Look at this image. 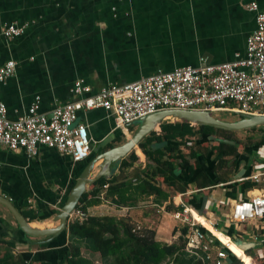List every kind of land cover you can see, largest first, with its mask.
<instances>
[{
    "label": "crops",
    "instance_id": "obj_1",
    "mask_svg": "<svg viewBox=\"0 0 264 264\" xmlns=\"http://www.w3.org/2000/svg\"><path fill=\"white\" fill-rule=\"evenodd\" d=\"M251 2L264 10V0H0V60L16 62L14 74L0 82V102L7 108V117L16 119L26 114L39 96V112L49 114L56 104L78 98L70 88L79 78L94 93L103 86L132 82L160 71L197 66L202 60L214 64L231 61L236 53H245L246 39L255 28V12L245 7ZM10 24L22 27V34L5 36L4 28ZM78 121L87 126L93 157L124 143L132 132L130 128L121 130L116 116L104 108L80 110ZM155 131L159 133V126ZM257 134V140L227 157L226 164L217 169L215 173L226 177L225 181L206 187L191 183L186 191L170 197L173 203L181 199L189 205L212 246L226 251L225 262L239 254L222 243L227 240L249 244L244 252L250 250L264 261V219L231 223L229 218L235 201L264 195V145H259L261 134ZM220 157L211 158L210 154L204 160L200 156L201 169L211 166L214 170ZM82 164L45 145L39 146L35 157L0 147V196L9 199L28 223L39 228L55 226V216ZM136 166L122 170L124 176H130ZM97 171L95 168L94 174ZM113 174H120L118 168ZM162 188L173 192L165 182ZM101 199L87 207L90 215L131 218L135 209L143 207L142 201L153 204L151 197L135 206L120 207ZM163 223L156 229L160 240ZM44 238L25 233L0 203V257L9 246L14 256L27 261L62 254L67 235L54 237L53 246L39 249L36 244ZM81 250L84 257L98 256Z\"/></svg>",
    "mask_w": 264,
    "mask_h": 264
},
{
    "label": "built area",
    "instance_id": "obj_2",
    "mask_svg": "<svg viewBox=\"0 0 264 264\" xmlns=\"http://www.w3.org/2000/svg\"><path fill=\"white\" fill-rule=\"evenodd\" d=\"M245 7L255 12V28L246 39L243 55L236 53L233 60L215 64L202 60L197 66L160 71L132 82L103 86L94 93L79 78L70 88L78 98L56 104L49 114L39 112V96L27 113L16 119L7 117V108L0 102V147L23 150L27 156L35 157L39 146L45 145L69 155L74 162L84 161L91 153V138L86 124L78 121V111L93 108L112 112L123 131H128L134 120L163 110L264 114L258 110L264 109V10H259L256 2ZM22 32V27L13 24L3 31L7 37ZM15 68L14 60H0V82L13 75ZM174 203L180 209L170 214L180 225L187 226L186 252L208 264H224L226 251L212 246L189 205L181 199ZM154 206L164 210L163 206ZM72 214L79 219L88 216V212L78 208ZM229 218L231 223L264 219V195L235 201Z\"/></svg>",
    "mask_w": 264,
    "mask_h": 264
},
{
    "label": "trees",
    "instance_id": "obj_3",
    "mask_svg": "<svg viewBox=\"0 0 264 264\" xmlns=\"http://www.w3.org/2000/svg\"><path fill=\"white\" fill-rule=\"evenodd\" d=\"M159 128V133L151 131L133 148L143 164L145 163L144 167L136 166L130 176L123 178L101 177L89 190L82 193L76 209L87 212V207L100 203L101 198L109 199L112 204L120 207L135 206L139 201L149 197L152 198L154 205L168 201V204L165 203L167 211L180 209L179 205L170 201L171 195L177 191H186L191 183L198 187H206L216 181H225L226 177L215 172L226 164L227 157L240 153L238 149L240 142L231 136L230 130L194 125L186 120H165L159 124ZM255 129L261 134L259 145H264V127H253L250 130ZM213 136L222 137L212 141ZM171 141H179L181 144ZM251 141L250 138L249 144ZM210 154L211 158L221 155L214 170L212 168L214 178L206 170L201 169L200 164V156L205 160ZM135 156L122 158V166L136 162ZM92 158L90 155L83 161L80 172ZM114 167L115 163L112 164V169ZM163 182L173 189L172 193L162 188ZM104 184H107L106 188L103 187ZM101 189H105L103 194L100 193ZM177 230L180 232L179 242L167 243L158 240L156 231L138 220L130 217L95 216L88 213L86 218L67 221L65 229L54 238L62 236L65 238L67 235V243L61 255H50L39 261H27L21 256H14L9 246L0 257V264H92V260L82 255V248L98 253L103 264H208L186 252L187 226L180 225ZM53 240L38 243L36 247L39 249L51 247ZM9 244L14 246L15 243ZM224 264H264V261L254 257L248 250L239 253L237 257H230Z\"/></svg>",
    "mask_w": 264,
    "mask_h": 264
},
{
    "label": "water",
    "instance_id": "obj_4",
    "mask_svg": "<svg viewBox=\"0 0 264 264\" xmlns=\"http://www.w3.org/2000/svg\"><path fill=\"white\" fill-rule=\"evenodd\" d=\"M238 115L241 116V118L228 122L213 116L210 112L205 110H163L134 120L130 123L129 126L132 127L134 123H138V127L135 129V131H133V136L130 140H126L124 143L118 146L112 147L104 152L95 155L83 168L75 184L73 185L65 203L61 207L59 213L55 216V220L58 221V224L55 228H46L43 230L32 228L29 226V223L22 215V213L12 204L9 199L0 196V203L9 210V212L14 216L19 227L25 233L33 237H45L40 242H47L56 237L65 229L68 218L75 209L82 193L86 190V186L88 184L94 183L100 177H103L105 179L109 178L113 170L111 165L114 163L116 165L126 154H128L132 150V147L134 145H137L144 136L155 130L154 128L156 126H159L161 122L169 119L186 120L194 125H208L214 128L230 131L247 130L256 126L260 128L264 127L263 114ZM213 139H215V137H213ZM225 141L233 143L229 140ZM99 159H102L103 161L100 164L95 165ZM94 166L98 168V171L95 174ZM206 171L212 178H214V173L211 166L206 168ZM88 175H91V177L88 178ZM218 182L219 181H216V183ZM242 244L247 245L245 248L249 247V244L247 243Z\"/></svg>",
    "mask_w": 264,
    "mask_h": 264
},
{
    "label": "rangeland",
    "instance_id": "obj_5",
    "mask_svg": "<svg viewBox=\"0 0 264 264\" xmlns=\"http://www.w3.org/2000/svg\"><path fill=\"white\" fill-rule=\"evenodd\" d=\"M259 111H264V109L259 108ZM213 116L220 118L221 120H225V121H234L237 120L238 118H240V116L236 115L235 113H230L227 111H220V112H212L211 113ZM170 120H176V119H170ZM138 127V123H134L132 125V127H129L132 132L131 134L127 133L128 139L132 136L133 131H135V129ZM128 128V130L130 131V129ZM222 135V134H220ZM219 136V135H218ZM218 136H213L215 137V139H213L212 137V141L217 140V138H221ZM231 136L234 137L235 139L239 140V145H238V149L239 151H242L244 148L243 146L246 143H249L248 141L251 139L253 140H257L258 139V134H257V130H235L232 131ZM127 139V140H128ZM134 150V151H133ZM131 150L128 154H126L125 156H135L136 158V162H134L132 165H128V166H122L121 164V160L115 165L113 171H112V175L113 176H117V174H113L114 171L118 168L119 173L118 176L120 177H125L124 176V172H122V170L124 171L125 168L128 167H133L134 164L141 165L143 166V162L142 160L140 161L139 156L137 155L135 149ZM135 154V155H134ZM124 156V157H125ZM123 157V158H124ZM144 167V166H143ZM91 185V184H90ZM90 185H87V188H90ZM172 202V201H171ZM143 207L141 208H137L135 209L132 214H131V218L134 220H138L139 222H141L143 225H145L148 228L154 229L156 231V229L158 230V224L161 223L162 221H165V223H163L162 228H160V233L159 236L161 237L162 240L159 239L158 234L156 235V238L160 241L165 242L164 240H168L166 241L167 243H172V242H179V230H177L178 227H180L179 223L176 224V221L174 220V218L172 217V215L170 214L172 211H167V209L165 208L164 210L160 209L158 206H153L152 202H150V200H146V201H142L141 202ZM166 202H163L161 204V206L165 207ZM152 204V205H151ZM172 204H174L172 202ZM160 206V207H161ZM162 210V211H160ZM168 213V214H167ZM129 217V216H128ZM78 218L76 215L74 216L72 214V216L70 218H68L69 220H74ZM235 242V240H232ZM48 256V255H47ZM89 259L93 261L92 264H103L100 261V257L99 255H88ZM50 257V256H48Z\"/></svg>",
    "mask_w": 264,
    "mask_h": 264
},
{
    "label": "bare ground",
    "instance_id": "obj_6",
    "mask_svg": "<svg viewBox=\"0 0 264 264\" xmlns=\"http://www.w3.org/2000/svg\"><path fill=\"white\" fill-rule=\"evenodd\" d=\"M261 112H263V111H261ZM237 115V114H236ZM264 115V114H263ZM239 116V115H238ZM240 118H241V116H240ZM239 119V118H238ZM170 120V119H169ZM172 121V120H171ZM225 121V120H224ZM228 122H230V121H228ZM129 127H131V126H129ZM128 127V128H129ZM158 126H156L154 129H156ZM257 127V126H256ZM251 129V128H250ZM248 130V129H247ZM133 136V135H132ZM132 136L128 139V140H130L131 138H132ZM136 145H134L133 147H132V149L135 147ZM109 156V155H108ZM99 161H100V163L103 161L102 159H99L97 162H96V164L95 165H98V163H99ZM94 168H96L95 166H94ZM91 177V175H88V178H90ZM101 178V177H100ZM99 178V179H100ZM98 179V180H99ZM96 182V181H95ZM106 188V187H105ZM75 209H76V207H75ZM71 215H72V213H71ZM70 215V216H71ZM193 218H195V217H193ZM195 220H197L196 218H195ZM198 222H200L199 220H197ZM200 224H201V222H200ZM29 226L30 227H32V228H38V229H40V230H43V229H46V228H55L56 227V225L55 226H52V227H42V228H39V227H37V226H34L32 223H29ZM202 226V225H201ZM60 234V233H59ZM58 234V235H59ZM57 235V236H58ZM224 245H226L227 247H232L234 250H236V252H239V253H241V252H244V249H245V247L247 246V245H245V244H241V245H237V244H235L232 240H227V241H223L222 242ZM224 262H225V260H224Z\"/></svg>",
    "mask_w": 264,
    "mask_h": 264
}]
</instances>
